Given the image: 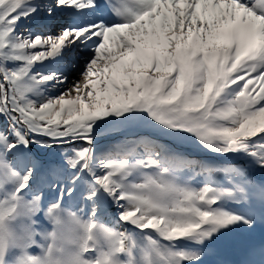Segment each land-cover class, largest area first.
<instances>
[{"label": "snow or ice", "instance_id": "obj_1", "mask_svg": "<svg viewBox=\"0 0 264 264\" xmlns=\"http://www.w3.org/2000/svg\"><path fill=\"white\" fill-rule=\"evenodd\" d=\"M264 264V0H0V264Z\"/></svg>", "mask_w": 264, "mask_h": 264}, {"label": "clouds", "instance_id": "obj_2", "mask_svg": "<svg viewBox=\"0 0 264 264\" xmlns=\"http://www.w3.org/2000/svg\"><path fill=\"white\" fill-rule=\"evenodd\" d=\"M58 264H62V262H59V261H58Z\"/></svg>", "mask_w": 264, "mask_h": 264}]
</instances>
